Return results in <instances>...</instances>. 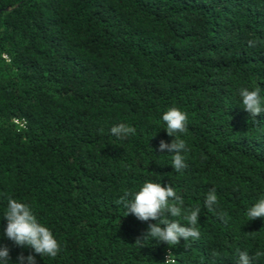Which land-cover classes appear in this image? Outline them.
<instances>
[{"label":"trees","instance_id":"trees-1","mask_svg":"<svg viewBox=\"0 0 264 264\" xmlns=\"http://www.w3.org/2000/svg\"><path fill=\"white\" fill-rule=\"evenodd\" d=\"M241 87L264 94V0H0V245L31 251L3 236L12 197L61 243L38 264H236L238 250L264 264V218H246L264 195V113ZM173 106L189 117L180 172L158 147ZM122 122L136 134L113 137ZM146 180L201 208L199 239L136 244L156 221L119 200Z\"/></svg>","mask_w":264,"mask_h":264},{"label":"clouds","instance_id":"clouds-1","mask_svg":"<svg viewBox=\"0 0 264 264\" xmlns=\"http://www.w3.org/2000/svg\"><path fill=\"white\" fill-rule=\"evenodd\" d=\"M253 42L249 41L251 45ZM251 117L264 113V94L259 87H241L238 91V101ZM164 129L171 142L161 140L159 151L173 154L172 167L180 172L187 167L186 153L190 150L183 136L187 132L188 114L179 107H169L161 115ZM110 133L118 140H124L136 134V129L126 123L113 125ZM126 215H134L138 220L149 223L142 238H137L136 244L141 248L146 242L156 240L174 247L181 240L199 239L198 229L199 206L185 209L183 198L177 194L173 186H162L158 181L146 180L134 190H126L120 197ZM204 208L214 211L219 204L215 188L209 190L204 199ZM185 213H187L185 215ZM125 215V216H126ZM172 217L174 219H170ZM183 217L187 223H182ZM6 225L3 226V236L22 249H31L27 255L19 253L15 261L11 258V250L7 245H0V264H38L40 257L55 258L61 252V243L53 230L38 218L33 205L23 199L9 197L3 213ZM247 220L264 218V195H261L246 209ZM262 253H256V256ZM254 257L247 250H238L236 264H253Z\"/></svg>","mask_w":264,"mask_h":264}]
</instances>
